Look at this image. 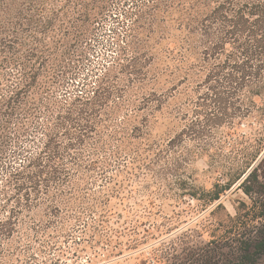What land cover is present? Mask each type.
Wrapping results in <instances>:
<instances>
[{"label": "trees", "instance_id": "1", "mask_svg": "<svg viewBox=\"0 0 264 264\" xmlns=\"http://www.w3.org/2000/svg\"><path fill=\"white\" fill-rule=\"evenodd\" d=\"M110 1L0 0L1 210L11 202L56 212L73 210L67 218L81 222L82 214H89L98 224L92 226L93 233L99 234V227L106 230L105 213L112 198L123 193L126 182L158 178L182 191L180 197H195L186 167L202 156L214 167L215 158L231 145L235 127L252 117L263 127L253 138L254 153L225 174L227 181L209 192L207 202L218 201L235 186L253 200L264 199V102H257L264 101V0H196L188 8L193 16L186 24L190 28L183 39L180 71L186 82L191 76L203 79L195 86L196 94L188 95L176 111L184 128L167 139L153 137L152 114L142 116L131 129L128 122L138 115L125 114L118 124L112 119L116 111L100 112L114 87H104L106 76L91 97L88 90L70 102L55 95L73 75L70 69H76L50 65L48 39L60 13L74 6L95 12L98 20ZM26 2L32 7L29 18L23 15ZM24 25L30 43L27 54L20 53ZM78 42L83 46L84 38ZM31 143L36 145L33 152L28 150ZM258 207L252 218L239 219L238 227L264 219V206ZM1 227L5 236V220ZM15 231L11 228L7 235Z\"/></svg>", "mask_w": 264, "mask_h": 264}, {"label": "rangeland", "instance_id": "2", "mask_svg": "<svg viewBox=\"0 0 264 264\" xmlns=\"http://www.w3.org/2000/svg\"><path fill=\"white\" fill-rule=\"evenodd\" d=\"M194 1L113 0L98 22L93 18L95 12L82 8L71 6L64 14L62 11L49 34L53 53L49 61L53 67L76 69H70L74 73L68 75L56 97L70 102L85 96L87 90L91 97L100 78L106 76L104 87H114L102 114L116 111L112 119L118 124L125 114L138 115L128 122L131 129L142 116L152 114L153 137L167 139L179 134L185 123L176 111L188 95L196 94L195 86L203 79L191 76L186 82L180 71L183 39L190 28L186 24L193 16L188 8ZM30 6L27 2L23 6L27 18ZM26 28L24 25L20 34L25 43L20 48L23 54L30 45ZM81 37L83 46L78 42ZM257 102L261 106L264 101ZM253 122V117L248 118L235 127L231 145L215 158L214 167L206 156L186 167L195 197H180L182 191L165 186L158 178L126 182L123 193L112 198L110 211L105 213L106 230L99 227V234L93 233L92 226L98 224L89 214H82L80 222L66 217L73 210L6 204L5 211L0 208V231L5 220L0 264H264V219L238 227L240 220L258 213L264 199L253 200L235 186L218 201L207 202L209 192L227 181L225 174L254 153L253 138L263 133V127ZM30 146V152L36 150V145ZM94 188L98 190L97 185ZM11 228L15 233L7 235Z\"/></svg>", "mask_w": 264, "mask_h": 264}]
</instances>
